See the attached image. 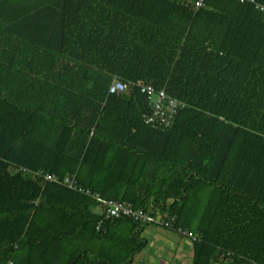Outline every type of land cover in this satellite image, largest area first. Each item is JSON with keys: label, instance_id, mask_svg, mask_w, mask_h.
Segmentation results:
<instances>
[{"label": "trees", "instance_id": "1", "mask_svg": "<svg viewBox=\"0 0 264 264\" xmlns=\"http://www.w3.org/2000/svg\"><path fill=\"white\" fill-rule=\"evenodd\" d=\"M194 1L0 0V264H135L148 245V223L97 230L95 201L44 174L171 217L190 264H264V12ZM141 83L185 103L168 128L143 123Z\"/></svg>", "mask_w": 264, "mask_h": 264}, {"label": "built area", "instance_id": "2", "mask_svg": "<svg viewBox=\"0 0 264 264\" xmlns=\"http://www.w3.org/2000/svg\"><path fill=\"white\" fill-rule=\"evenodd\" d=\"M236 1L243 2L244 0ZM249 3L260 12H264V5L257 4L254 0H249ZM203 5L204 0H195L193 2L194 9L200 8ZM138 86L140 93L146 97L150 109L147 114H143V123L154 129L168 128L172 124L174 117L179 110L185 107V103L169 96L164 88L156 89L151 84L146 83H141ZM125 88L126 85L123 82L114 78L108 86L107 93L119 95L125 91ZM40 174L41 172L35 173V175ZM43 178L47 181L60 183L68 189L78 190L94 200L96 203L95 210L102 216L96 227L97 230L99 229L102 220L119 217L130 218L141 223L156 224L160 226H169V222L172 219L171 217L167 220L159 216H153L151 213L141 208H134L130 203L106 199L101 197L98 193H91L90 190L79 187L75 182L73 175H67L62 179H58L52 174H44ZM176 231L177 233L191 237V234L187 231H183L179 228L176 229ZM191 238L194 239L193 237Z\"/></svg>", "mask_w": 264, "mask_h": 264}, {"label": "rangeland", "instance_id": "3", "mask_svg": "<svg viewBox=\"0 0 264 264\" xmlns=\"http://www.w3.org/2000/svg\"><path fill=\"white\" fill-rule=\"evenodd\" d=\"M143 236L149 243L145 249L134 257L135 264H190L192 254L191 242L190 238L186 235L179 236L170 229L156 224H149ZM184 243L187 244V247L184 248L185 251H182V256L178 254V252ZM176 248L178 255H175V263L170 261V257L171 252L174 253L173 251H175Z\"/></svg>", "mask_w": 264, "mask_h": 264}, {"label": "crops", "instance_id": "4", "mask_svg": "<svg viewBox=\"0 0 264 264\" xmlns=\"http://www.w3.org/2000/svg\"><path fill=\"white\" fill-rule=\"evenodd\" d=\"M145 230H146V228L144 229V231H143V233H145ZM143 233H142V235H143ZM180 236V235H179ZM182 238V237H181ZM149 243V242H148ZM177 244H179V243H177ZM183 246L180 248V251L178 252L177 251V248L175 249V251H173L174 253H172L171 252V257H170V261L172 262H175L176 263V256L175 255H178V254H181L182 256H183V254H182V251H185V247H187V244L186 243H184V244H182ZM180 246V245H179ZM178 249H179V247H178ZM184 249V250H183ZM177 252H178V254H177Z\"/></svg>", "mask_w": 264, "mask_h": 264}]
</instances>
